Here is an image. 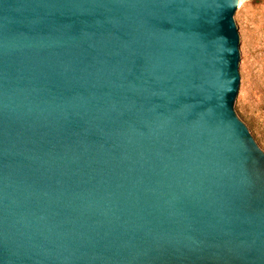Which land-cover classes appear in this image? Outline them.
Wrapping results in <instances>:
<instances>
[{
  "label": "water",
  "instance_id": "95a60500",
  "mask_svg": "<svg viewBox=\"0 0 264 264\" xmlns=\"http://www.w3.org/2000/svg\"><path fill=\"white\" fill-rule=\"evenodd\" d=\"M242 9L0 0V264H264Z\"/></svg>",
  "mask_w": 264,
  "mask_h": 264
},
{
  "label": "rangeland",
  "instance_id": "374dc122",
  "mask_svg": "<svg viewBox=\"0 0 264 264\" xmlns=\"http://www.w3.org/2000/svg\"><path fill=\"white\" fill-rule=\"evenodd\" d=\"M238 28L246 44L239 117L264 150V0H241Z\"/></svg>",
  "mask_w": 264,
  "mask_h": 264
}]
</instances>
